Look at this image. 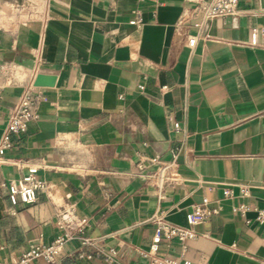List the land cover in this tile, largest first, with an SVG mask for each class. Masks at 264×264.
Returning a JSON list of instances; mask_svg holds the SVG:
<instances>
[{
	"label": "crops",
	"instance_id": "0c3cea01",
	"mask_svg": "<svg viewBox=\"0 0 264 264\" xmlns=\"http://www.w3.org/2000/svg\"><path fill=\"white\" fill-rule=\"evenodd\" d=\"M211 2L0 0V137L27 85L39 74L53 78L39 86L37 117L0 161V261L50 244L61 233L57 212L73 203L88 236L121 250L119 264H139L135 248L150 246L152 215L186 225L207 199L221 209L196 226L202 235L164 240L158 254L264 264V222L256 220L264 207V0H239L235 17L206 18ZM174 154L179 183L142 177L156 169L150 157ZM31 167L48 187L33 203L14 204L7 186ZM240 204L249 206L245 217L233 212ZM78 245L31 264H108L77 257Z\"/></svg>",
	"mask_w": 264,
	"mask_h": 264
},
{
	"label": "built area",
	"instance_id": "2783aa9c",
	"mask_svg": "<svg viewBox=\"0 0 264 264\" xmlns=\"http://www.w3.org/2000/svg\"><path fill=\"white\" fill-rule=\"evenodd\" d=\"M239 0H212L206 8V18L218 17H235L239 15ZM139 23V20L137 21ZM260 31L254 29L251 35V44L258 45V36ZM197 42L196 37L188 39L187 43L190 47H194ZM39 69L35 67V72ZM44 98L43 92L31 81L24 93L20 96L17 103L11 109L5 127L0 137V161L1 158L13 147V137L15 135L24 134L29 129L30 122L37 117V104ZM175 129H182L179 121L174 124ZM150 163L156 166L152 172L142 174V177L156 183L159 187L176 184L181 181L179 172L177 171L176 154L171 160H164L159 155L149 158ZM140 169L145 168V164L140 161L138 163ZM37 169L29 168V172L18 183L11 181L8 184L9 197L12 203L16 204L20 199L22 202L33 203L39 192L44 191L48 187V182L40 179L36 175ZM6 186V183H2ZM244 195L248 194L246 189L243 190ZM69 196V195H68ZM225 198L233 196L231 189L224 191ZM221 207H211L209 201L204 199L200 204L193 207L192 211L187 214V224L177 225L167 221L164 212L160 211L152 215L151 221L155 224V232L152 237L151 244L148 248L136 247L139 257L142 259L139 264H191V262L183 257L160 256L159 248L164 240H177L185 243L188 240L197 239L200 234L196 230V226L204 223L212 215L219 213ZM249 211L247 204H240L233 207V212L245 217ZM256 220L260 223L264 222V207L257 209ZM247 222H250L248 220ZM89 221L85 217H80L76 211L75 204L68 203L57 212V228L61 233L48 245L42 242H33L28 250L24 251L20 257L11 263L0 261V264H31L33 261L42 259L46 262H53L55 258L63 251L65 245L73 240H78V248L73 253L79 258H100L108 264H119L121 250L114 247H107L103 239L100 237H91L85 233ZM130 245H126L129 248ZM185 249V246L183 247ZM73 254H68L72 256Z\"/></svg>",
	"mask_w": 264,
	"mask_h": 264
},
{
	"label": "water",
	"instance_id": "95a60500",
	"mask_svg": "<svg viewBox=\"0 0 264 264\" xmlns=\"http://www.w3.org/2000/svg\"><path fill=\"white\" fill-rule=\"evenodd\" d=\"M51 82H53V78L39 74L37 75L34 84L36 86H46L51 84Z\"/></svg>",
	"mask_w": 264,
	"mask_h": 264
}]
</instances>
